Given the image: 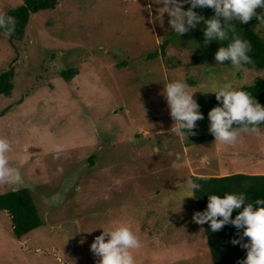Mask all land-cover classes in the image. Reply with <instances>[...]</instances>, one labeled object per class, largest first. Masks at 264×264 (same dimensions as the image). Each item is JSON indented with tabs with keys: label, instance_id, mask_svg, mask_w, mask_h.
<instances>
[{
	"label": "rangeland",
	"instance_id": "rangeland-1",
	"mask_svg": "<svg viewBox=\"0 0 264 264\" xmlns=\"http://www.w3.org/2000/svg\"><path fill=\"white\" fill-rule=\"evenodd\" d=\"M23 3L0 0V14ZM162 3L59 0L30 15L21 41L0 31V75L14 72L11 94L0 95V137L23 177L0 184V195L28 188L43 221L18 239L0 211V264H96L90 247L100 228L120 222L142 241L132 250L136 264H213L186 182L263 175L264 136L242 134L234 146L190 143L198 131L188 140L171 133L161 93L181 80L198 103L221 86L263 79L264 69L236 71L202 55L194 34L171 30ZM256 31L264 37V28ZM69 70L77 74L64 76Z\"/></svg>",
	"mask_w": 264,
	"mask_h": 264
},
{
	"label": "clouds",
	"instance_id": "clouds-1",
	"mask_svg": "<svg viewBox=\"0 0 264 264\" xmlns=\"http://www.w3.org/2000/svg\"><path fill=\"white\" fill-rule=\"evenodd\" d=\"M164 13L168 14L169 25L173 32L182 36L197 25L204 23L205 44L213 40L229 41L226 47H220L215 54L218 64L230 62L236 71L246 70L245 65L252 63L249 53L251 44L239 34L235 22L248 24L258 21L255 30L264 28V0H163ZM186 4L191 7L184 10ZM197 8H211L214 16L210 19L199 15ZM159 10V12L161 11ZM16 19L7 14H0V30L5 37L15 31ZM189 85L181 80L164 84L161 95L167 102L170 117L174 121L171 133L182 139L195 135L197 122L204 119L200 106L189 92ZM212 93L222 107H214L209 113V132L215 138V144L236 145L242 134L264 136L259 127L264 124V105H261L249 92L224 85ZM12 151L11 142L0 137V184H22L23 177L19 168L9 163L8 153ZM53 151L60 153L62 146L55 145ZM181 160L178 154L176 161ZM174 161L172 167H176ZM188 196L200 190V184L188 180ZM240 210L233 219V212ZM193 221L203 225L210 223L213 232L222 230L226 225L242 230L241 239H233L234 245L246 250V258L238 264H264V198L248 202L244 193H225L223 197L208 195V204L203 212H195ZM103 229L91 244L90 250L96 258V264H136L132 250L142 247L140 237L126 223H114ZM247 239V243L243 240Z\"/></svg>",
	"mask_w": 264,
	"mask_h": 264
},
{
	"label": "trees",
	"instance_id": "trees-1",
	"mask_svg": "<svg viewBox=\"0 0 264 264\" xmlns=\"http://www.w3.org/2000/svg\"><path fill=\"white\" fill-rule=\"evenodd\" d=\"M58 4L59 0H24L23 5L5 13L16 19L15 31L9 38L11 40L21 41L29 23L30 15L36 14L41 10L55 9ZM190 7L191 5L188 4L186 10ZM194 11L205 17V19H210L215 14L211 8H197ZM257 23L258 21L255 19L248 24H241L238 21L235 22L238 34L251 44L249 55L252 58V63L245 65V67L255 66L258 69H264V37L255 30ZM204 27L205 25L202 22L195 29L190 30V33L194 34L197 38V50L202 55L212 53L208 56H213L220 47H226L229 41L221 42L219 40H213L205 44ZM0 31L3 33V30ZM168 42L170 41H165L163 48L166 47ZM152 56L156 55L152 54ZM226 62L230 63L228 61ZM75 74H77V71L69 70L64 73V76L71 78ZM13 77L14 72L12 69L0 75V95L11 94L14 88ZM238 89L249 92L261 105H264V78ZM198 104L204 119L197 122L198 125L194 129L198 131L197 135L189 139V142L193 144H201L209 140H215L214 136L209 132L210 120L208 113L214 107H222V104L216 98H200L198 99ZM262 126L264 124H261L259 127ZM191 180L201 186L200 190L194 193L200 212H203L207 208L208 195L223 197L225 193H244L248 202H252L257 198H264V174L248 175L245 173H237L227 176H192ZM0 211H7L11 216L14 235L18 239L23 238L43 224L38 207L33 201L32 193L28 188L1 194ZM239 211L235 210L233 212V219L239 214ZM204 225L213 264H236L246 254V250L240 245H234L232 243L233 239H241L242 230L238 232L234 226L226 225L222 230L213 232L210 228V223H205ZM243 242L247 243V239L245 238Z\"/></svg>",
	"mask_w": 264,
	"mask_h": 264
},
{
	"label": "crops",
	"instance_id": "crops-1",
	"mask_svg": "<svg viewBox=\"0 0 264 264\" xmlns=\"http://www.w3.org/2000/svg\"><path fill=\"white\" fill-rule=\"evenodd\" d=\"M245 258H246V254H245V256L241 257L238 261L243 260ZM236 264H238V262Z\"/></svg>",
	"mask_w": 264,
	"mask_h": 264
}]
</instances>
